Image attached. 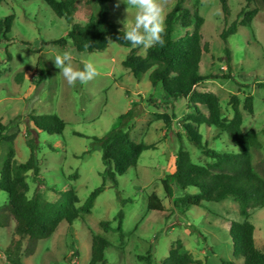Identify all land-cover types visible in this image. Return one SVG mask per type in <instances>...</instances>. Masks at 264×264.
<instances>
[{"label": "rangeland", "instance_id": "374dc122", "mask_svg": "<svg viewBox=\"0 0 264 264\" xmlns=\"http://www.w3.org/2000/svg\"><path fill=\"white\" fill-rule=\"evenodd\" d=\"M194 1L186 0L183 6H192ZM118 2H111L109 17L123 31L125 24L128 28L134 26L137 13L135 8H129L127 13V5L119 2L117 7ZM176 2L167 0L166 15ZM244 5L245 0H229L230 16H226L219 0H201L200 12L205 19L202 35L208 44L201 72L219 77L208 78L195 89L218 95L226 118L232 117L230 101L233 95H238L245 116L244 128H255L263 145L252 151V160L256 172L264 177V88L261 87L264 83V6L256 2L260 13L251 26L240 27L229 37L233 57L230 71L225 60V43L220 36L226 25L238 20ZM96 12L92 5L82 2L74 23L84 25ZM11 13L16 14V20L7 34L10 40L0 43V120L7 126L0 135V162L8 152L3 136L15 135L16 158L26 161L31 154L27 144V125L33 126L30 117L58 114L68 124L61 136L40 132V175L37 179L32 174L29 176L30 196L39 193L44 201H55L72 185L82 204L93 190L104 182L106 186L96 199L92 213L72 224L62 222L52 236L39 241L33 255L23 258V264H90L93 234L105 236L111 243L106 250L105 264H162L177 240L183 242L185 252L205 264H224L223 260L234 259V264H242L243 258L234 257L229 233L231 222L242 220L232 197L220 202L204 201L198 208L181 212L167 196L164 180L172 187L174 198L182 193L170 176L181 149L189 151L195 163L208 165L213 161L188 139L183 127L191 115L198 113L190 100H175L161 84L154 86L150 81L151 71L135 77L124 64L134 47L114 40L103 51L77 50L84 54V59L98 66L100 75L86 85L72 87L52 60L58 51L75 49L71 41L64 46L54 43L68 34L72 24L66 18L57 17L40 1L0 3L1 17ZM187 30L179 27L175 36H183ZM147 48L142 47L137 53L144 55ZM73 64L82 68L81 57L76 56ZM228 72L231 78L222 77ZM248 93L255 97L253 113L243 107ZM130 108V114L123 117ZM199 108L202 113H208L206 107ZM160 114L169 115L171 126L166 125ZM116 126L131 129L136 141L155 147L145 150L137 167L118 175L115 183L102 175L106 166L102 151L95 148V138L105 136ZM200 132L219 151L233 148L226 134L214 138L218 134L215 128L203 124ZM152 193L162 199L165 212L149 209L148 196ZM7 200V193L0 190V206ZM120 210L125 214L124 241L116 231L105 233L100 224L113 221ZM250 221L255 225L256 245L264 252V206L251 210ZM14 226L13 223L0 227V264H10L5 258V248ZM148 250L152 251V263L138 258L147 255Z\"/></svg>", "mask_w": 264, "mask_h": 264}, {"label": "trees", "instance_id": "16d2710c", "mask_svg": "<svg viewBox=\"0 0 264 264\" xmlns=\"http://www.w3.org/2000/svg\"><path fill=\"white\" fill-rule=\"evenodd\" d=\"M44 3L59 18H66L72 24L68 34L54 41L61 46L71 41L73 47L80 52L103 51L107 49L109 41L132 47L123 40V31L109 17L113 0H25ZM226 16H230L229 0H219ZM244 5L235 20L220 32L225 43L227 68L232 69V51L229 37L235 35L240 27L251 26L260 13L255 6L259 2L264 6V0H245ZM92 5L96 13L89 21L82 25L74 23L75 14L80 4ZM186 0H177L176 5L166 15V35L163 47L156 45L148 47L146 54H138V48H133L126 57L124 64L135 77H141L150 72V81L154 86L162 85L168 96L178 100L186 98L197 110V115H191L183 127L188 139L195 144L208 158L213 161L208 165L195 163L189 151L181 149L175 162V170L170 175L179 185L182 193L173 197L172 187L168 180H164L167 196L173 200V205L181 212L202 206L204 201L220 202L232 197L238 204L240 221H232L229 233L233 244L234 257L243 258L242 264H264V252L255 241V225L250 221L251 210L264 206V177L256 172L252 160V151L263 147L259 133L255 128H244L245 116L241 109V99L233 95L230 101L233 115L226 118L223 115L221 99L213 92L196 91V86L208 78L201 72V62L208 44L204 43L202 27L205 19L200 12L201 0H195L192 6H183ZM6 3V0H0ZM259 6V5H258ZM239 18L240 21H239ZM16 14L0 16V43L9 41L7 34L11 31ZM188 29L183 36H175L178 28ZM193 28L192 31L189 29ZM29 44V43H27ZM37 52V51H36ZM6 53L11 56L8 49ZM224 78H231L230 72L223 74ZM20 78H23L21 75ZM264 88V83L261 85ZM151 102L155 103L152 99ZM255 97L248 93L243 107L250 113L254 112ZM199 106L207 108L208 113H202ZM132 108L123 117L130 114ZM166 125L171 126L168 114H160ZM33 126L27 125V144L31 149L28 160L20 161L16 158L14 148L15 135L2 138L8 143L6 158L0 162V190L8 195V200L0 206V227H9L14 223V232L10 243L5 248V258L10 264H23V258L33 255L40 240L52 236L62 222L72 224L77 219L93 211L95 201L105 189V182L93 190L87 199L80 204V198L75 188L70 185L66 191L60 193L55 201H44L41 194L30 196L29 176L34 179L40 175V132L52 136H61L67 122L58 114H43L30 117ZM215 128L219 138L226 134L233 145L232 149L219 151L210 146L200 126ZM7 126L0 120V135L5 133ZM129 130L114 127L103 137H96V146L102 151V160L106 169L102 172L104 179L111 178L115 183L116 177L127 174L136 168L142 153L153 144L136 141ZM193 190V191H192ZM148 207L151 210L166 211L162 199L152 193L148 196ZM125 214L120 210L113 221H102L101 227L105 233L116 231L122 241L125 240ZM111 246L110 241L102 235H92L90 264H105L106 250ZM139 260L153 262L152 251L147 255H140ZM162 264H205L193 254L183 250V242L177 240L169 250V255L161 261ZM224 264H234V260H223Z\"/></svg>", "mask_w": 264, "mask_h": 264}, {"label": "clouds", "instance_id": "9594fccd", "mask_svg": "<svg viewBox=\"0 0 264 264\" xmlns=\"http://www.w3.org/2000/svg\"><path fill=\"white\" fill-rule=\"evenodd\" d=\"M119 2L127 5V13L129 8H135L137 13L133 27L128 28L125 24L123 40L134 48H147L156 45L163 47L167 29L165 13L167 0H119ZM76 56L81 57L82 68L74 66L73 60ZM83 57V53L68 48L58 51L52 59L55 67L60 70V74L72 87H76L77 84L86 85L100 75L98 66Z\"/></svg>", "mask_w": 264, "mask_h": 264}]
</instances>
